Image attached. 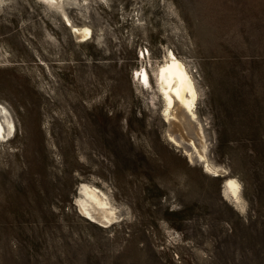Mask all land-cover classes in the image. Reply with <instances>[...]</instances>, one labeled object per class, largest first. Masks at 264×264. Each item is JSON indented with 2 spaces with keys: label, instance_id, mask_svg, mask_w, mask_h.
<instances>
[{
  "label": "rangeland",
  "instance_id": "obj_1",
  "mask_svg": "<svg viewBox=\"0 0 264 264\" xmlns=\"http://www.w3.org/2000/svg\"><path fill=\"white\" fill-rule=\"evenodd\" d=\"M0 0V264H264V0ZM172 50L204 95L214 176L169 136ZM145 54V55H144ZM148 69L152 86L140 79ZM230 177L244 209L223 196ZM82 182L122 216L81 215Z\"/></svg>",
  "mask_w": 264,
  "mask_h": 264
},
{
  "label": "bare ground",
  "instance_id": "obj_2",
  "mask_svg": "<svg viewBox=\"0 0 264 264\" xmlns=\"http://www.w3.org/2000/svg\"><path fill=\"white\" fill-rule=\"evenodd\" d=\"M42 1L62 13L77 39L81 41L90 35L89 27L78 26L71 21L64 8V0ZM195 73L194 67L189 62L178 58L172 50H168L155 71L153 88L162 104L163 119L170 126L171 140L183 148L191 162L201 165L214 176H223L227 172L209 160L208 133L197 111V103L205 93L199 86ZM140 79L148 87L152 86V77L147 68L140 72ZM15 129V119L11 110L0 102V140H6ZM223 196L244 209L241 185L237 179L230 177L227 180ZM75 205L81 215L103 227L113 224L122 216V211L115 207L110 194L90 182H82L79 186Z\"/></svg>",
  "mask_w": 264,
  "mask_h": 264
}]
</instances>
